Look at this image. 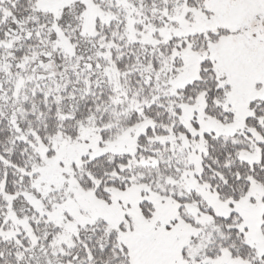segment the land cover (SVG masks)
<instances>
[{
	"label": "snow or ice",
	"instance_id": "snow-or-ice-1",
	"mask_svg": "<svg viewBox=\"0 0 264 264\" xmlns=\"http://www.w3.org/2000/svg\"><path fill=\"white\" fill-rule=\"evenodd\" d=\"M0 264H264V0H0Z\"/></svg>",
	"mask_w": 264,
	"mask_h": 264
}]
</instances>
